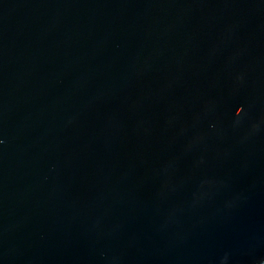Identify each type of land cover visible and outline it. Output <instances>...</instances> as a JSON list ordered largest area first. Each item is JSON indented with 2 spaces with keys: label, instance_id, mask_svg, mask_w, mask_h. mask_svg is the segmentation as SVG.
<instances>
[{
  "label": "water",
  "instance_id": "1",
  "mask_svg": "<svg viewBox=\"0 0 264 264\" xmlns=\"http://www.w3.org/2000/svg\"><path fill=\"white\" fill-rule=\"evenodd\" d=\"M0 264H264V0H0Z\"/></svg>",
  "mask_w": 264,
  "mask_h": 264
}]
</instances>
